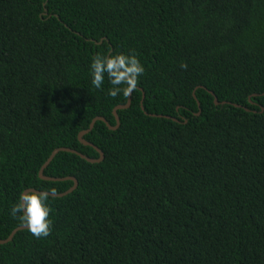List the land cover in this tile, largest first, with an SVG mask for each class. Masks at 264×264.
<instances>
[{
  "label": "trees",
  "instance_id": "obj_1",
  "mask_svg": "<svg viewBox=\"0 0 264 264\" xmlns=\"http://www.w3.org/2000/svg\"><path fill=\"white\" fill-rule=\"evenodd\" d=\"M120 51L145 72L84 137L104 160L60 151L78 187L0 264H264V0H0V240L19 192L74 185L55 149L99 158L79 134L129 96L89 65Z\"/></svg>",
  "mask_w": 264,
  "mask_h": 264
},
{
  "label": "clouds",
  "instance_id": "obj_2",
  "mask_svg": "<svg viewBox=\"0 0 264 264\" xmlns=\"http://www.w3.org/2000/svg\"><path fill=\"white\" fill-rule=\"evenodd\" d=\"M184 68L186 65L181 64ZM91 85L98 90L104 88L105 79L111 87L107 94L129 96L135 92L145 68L134 52L97 53L90 61ZM49 192L22 190L10 209V215L25 224L32 236L48 237L52 229Z\"/></svg>",
  "mask_w": 264,
  "mask_h": 264
},
{
  "label": "water",
  "instance_id": "obj_3",
  "mask_svg": "<svg viewBox=\"0 0 264 264\" xmlns=\"http://www.w3.org/2000/svg\"><path fill=\"white\" fill-rule=\"evenodd\" d=\"M104 41V39L101 40L100 43H102ZM213 95H215L213 92H212ZM215 102L216 104H220L219 100L217 97H215ZM131 103H132V94L129 95V98H128V101L126 104L124 105H119L115 108L114 110V115L116 117V126H112L110 125V123H108V121L104 118V117H96L94 118V120L90 123L89 125V128L80 132L79 134V139L80 141L85 144V145H91L93 146L99 153V158H91V157H88L86 156L85 154L75 150V149H71V148H68V147H61V148H57L55 149L52 154L49 156V158L47 159V161L44 163V165L42 166L41 170H40V177L42 179H46V180H54V181H58V180H68V179H72L74 181V185L72 186V188H70L67 192L65 193H61V194H55V193H49V195L51 196H64L70 192H73L77 187H78V180L75 178V177H65V178H53V177H47L45 176L44 172H45V169L50 165V163L53 161V159L56 157V155L60 152V151H66V152H72V153H75V154H78L80 155L82 158L88 160L89 162H93V163H97V162H102L105 158V154L104 152L99 149L96 145L90 143L89 141H87L84 137L87 133H89L95 126V123L97 121H104L110 129H113V130H116L119 126H120V116L118 115V110L120 109H127L131 106ZM226 103H229V102H223V104H226ZM154 116H159V117H162V115H154ZM29 191H40V190H36L34 188H29L27 189ZM23 229H28L27 226H20L18 228H16L12 234H10V236L5 239V240H0V244H5V243H8L10 241L13 240L14 236L16 235V233L20 230H23Z\"/></svg>",
  "mask_w": 264,
  "mask_h": 264
}]
</instances>
